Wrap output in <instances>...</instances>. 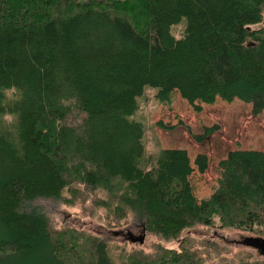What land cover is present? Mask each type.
<instances>
[{
	"label": "trees",
	"instance_id": "16d2710c",
	"mask_svg": "<svg viewBox=\"0 0 264 264\" xmlns=\"http://www.w3.org/2000/svg\"><path fill=\"white\" fill-rule=\"evenodd\" d=\"M148 92L166 106L179 94L197 112L218 99L263 112L264 0H0V264L207 261L188 240L148 253L58 229L42 201L90 199L110 226L133 216L168 240L195 226L264 240V151H230L198 200L190 176L209 158L194 167L186 149L147 154L136 117Z\"/></svg>",
	"mask_w": 264,
	"mask_h": 264
},
{
	"label": "rangeland",
	"instance_id": "374dc122",
	"mask_svg": "<svg viewBox=\"0 0 264 264\" xmlns=\"http://www.w3.org/2000/svg\"><path fill=\"white\" fill-rule=\"evenodd\" d=\"M178 34L180 29L177 31ZM148 93L151 101L141 102L136 117L145 127L147 154L156 157L163 149H186L193 166L198 154H206L209 158L205 173H199L194 166L195 171L190 176L198 200L208 198L214 192L221 177L218 163L230 151H264V111L254 115L251 104L239 100L226 102L218 99L211 105L201 104L202 110L197 112L179 94H176L171 106H166L154 101L153 92ZM158 123H161V126ZM210 127H217V130L203 142H198L196 137L204 134L205 129ZM40 203L55 220L58 229L67 226L87 230L99 238L126 244L129 250L142 248L150 253L154 247L162 246L181 251L180 245L188 240L196 254L207 259L205 264H226L246 255L252 256L255 260L264 259L263 249L248 245L252 238L257 236L250 232L218 226H195L172 240L147 233L145 242L140 246L138 242L119 234L126 233L127 230L131 231L133 238H139L143 234V222L133 216L125 222L122 221L121 225L113 223L110 226L105 218V211L100 210L91 214L90 207L93 206V201L90 199L85 205L78 202L75 206H64L50 201Z\"/></svg>",
	"mask_w": 264,
	"mask_h": 264
},
{
	"label": "water",
	"instance_id": "95a60500",
	"mask_svg": "<svg viewBox=\"0 0 264 264\" xmlns=\"http://www.w3.org/2000/svg\"><path fill=\"white\" fill-rule=\"evenodd\" d=\"M146 233L145 230L143 231V234L140 235L139 238H132L133 242H138L139 244H143L145 242ZM249 246H252L253 248H261L264 250V240L262 239H253L248 244Z\"/></svg>",
	"mask_w": 264,
	"mask_h": 264
},
{
	"label": "bare ground",
	"instance_id": "6f19581e",
	"mask_svg": "<svg viewBox=\"0 0 264 264\" xmlns=\"http://www.w3.org/2000/svg\"><path fill=\"white\" fill-rule=\"evenodd\" d=\"M40 2V1H39ZM15 3V2H14ZM17 3V2H16ZM81 3V2H80ZM38 4V3H37ZM75 4V3H74ZM88 5H90V4H88ZM131 5H132V3H131ZM137 5V4H136ZM77 6V5H76ZM84 6V5H83ZM109 6V5H108ZM120 6V5H119ZM39 7V6H38ZM56 7V6H55ZM54 7V8H55ZM127 7H129L128 5H127ZM24 8V7H23ZM111 8V7H110ZM126 8V7H125ZM123 10V9H122ZM140 10L141 9H139L138 11L140 12ZM146 9H144V11H145ZM77 12V11H76ZM115 12V11H114ZM130 12H132V11H130ZM109 13V12H108ZM107 13V14H108ZM23 15V14H22ZM52 15V14H51ZM60 15V14H59ZM130 15V14H129ZM137 15V14H136ZM121 16V15H120ZM42 17V16H41ZM53 18V17H52ZM65 18V17H64ZM148 21V20H147ZM60 23V22H59ZM138 23V22H137ZM78 109V108H77ZM63 111V110H62ZM65 111V110H64ZM79 111V110H78ZM131 114V113H130ZM29 120V119H28ZM49 122V121H48ZM30 123V122H29ZM49 124H51V123H49ZM49 124H48V126H49ZM66 128V127H65ZM32 129V128H31ZM38 129V128H37ZM44 129V128H43ZM43 131V130H42ZM56 131V130H55ZM54 132V131H53ZM56 133V132H55ZM85 133V132H84ZM141 134H142V132H141ZM51 137V136H50ZM91 137V136H90ZM42 138V137H41ZM44 140V139H43ZM57 143V142H56ZM32 144V143H31ZM58 144V143H57ZM137 148V147H136ZM59 151V150H58ZM64 158V157H63ZM150 159V158H149ZM143 160H145V159H143ZM126 166V165H125ZM81 170V169H80ZM105 176V175H104ZM127 178V177H126ZM93 181V180H92ZM105 181H106V178H105ZM39 182V181H38ZM21 183V182H20ZM101 183V182H100ZM105 183V182H104ZM25 185V184H24ZM106 185V184H105ZM40 186V185H39ZM60 187V186H59ZM135 191V190H134ZM84 194V196H85V193H83ZM133 194V193H132ZM32 195V194H31ZM87 195V194H86ZM6 197V196H5ZM85 198V197H84ZM127 213V212H126ZM73 215V214H72ZM131 217V216H130ZM67 218V217H66ZM116 218H117V216H116ZM134 218V217H133ZM217 220V219H216ZM229 220V219H228ZM42 222V221H41ZM3 225V224H2ZM131 225H132V223H131ZM40 226V225H39ZM71 226V225H70ZM51 227V226H50ZM67 227V226H66ZM117 228V227H116ZM12 229V228H11ZM31 229V228H30ZM192 229V228H191ZM83 233H85V232H83ZM83 233H81V234H83ZM159 237V236H158ZM249 237V236H248ZM255 237V236H254ZM91 240V239H90ZM189 242V241H188ZM208 242V241H207ZM48 244V243H47ZM78 244V243H77ZM186 244H188V243H186ZM207 244V243H206ZM206 244H204V245H206ZM210 244V243H209ZM51 246V245H50ZM188 246V245H187ZM4 247V246H3ZM25 247V246H24ZM46 247H48V246H46ZM89 247V246H88ZM207 247V246H206ZM205 247V248H206ZM19 248V247H18ZM84 249V248H83ZM88 249V248H87ZM200 249V248H199ZM191 251V250H190ZM98 252V251H97ZM67 253V252H66ZM80 253V252H79ZM135 253H137V252H135ZM186 253V252H185ZM139 254V253H138ZM27 255V254H26ZM143 255V254H142ZM192 255V254H191ZM119 256V255H118ZM121 256V255H120ZM123 256V255H122ZM161 256V255H160ZM89 258V257H88ZM19 259V258H18ZM56 259V258H55ZM119 259V258H118ZM1 260V259H0ZM65 260V259H64ZM93 260V259H92ZM124 260V259H123ZM48 261V260H47ZM6 263V262H5ZM29 263V262H28ZM68 264V263H67ZM79 264V263H78Z\"/></svg>",
	"mask_w": 264,
	"mask_h": 264
},
{
	"label": "flooded vegetation",
	"instance_id": "af4514ba",
	"mask_svg": "<svg viewBox=\"0 0 264 264\" xmlns=\"http://www.w3.org/2000/svg\"><path fill=\"white\" fill-rule=\"evenodd\" d=\"M142 231H144V227H143ZM119 234H120V235L127 236V237H129V238H131V239L133 238L130 230H127L126 233H125V232H120ZM134 238H135V237H134Z\"/></svg>",
	"mask_w": 264,
	"mask_h": 264
}]
</instances>
